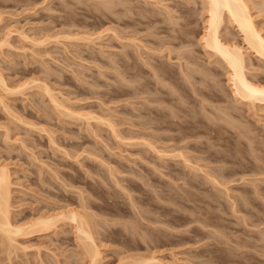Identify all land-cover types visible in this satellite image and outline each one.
Wrapping results in <instances>:
<instances>
[{
	"label": "rangeland",
	"instance_id": "rangeland-1",
	"mask_svg": "<svg viewBox=\"0 0 264 264\" xmlns=\"http://www.w3.org/2000/svg\"><path fill=\"white\" fill-rule=\"evenodd\" d=\"M245 1L264 37V0ZM207 10L0 0V168L14 224L77 211L99 264H264V100L236 93L205 46ZM223 18L220 37L264 86V57ZM55 225L0 238V264H90L75 223Z\"/></svg>",
	"mask_w": 264,
	"mask_h": 264
},
{
	"label": "bare ground",
	"instance_id": "bare-ground-1",
	"mask_svg": "<svg viewBox=\"0 0 264 264\" xmlns=\"http://www.w3.org/2000/svg\"><path fill=\"white\" fill-rule=\"evenodd\" d=\"M209 18L206 32L203 36L205 46L212 48L220 55L231 70L236 93L243 99L264 100V86L251 81L245 71V59L241 49L235 44L227 43L220 37V26L224 21V13L233 20L245 34L248 44L264 57V37L257 29L249 5L245 0H206ZM112 171V170H111ZM8 173L0 168V238H5L9 245L18 236H28L32 233L46 232L53 228L60 218L68 217L75 223L77 238L87 250L90 264H99L100 252L95 238V232L90 223L84 220L77 211L70 210L54 216H41L23 225H16L10 214V187ZM1 244H3L1 242ZM6 246L5 244H3ZM7 248V247H6ZM141 264V263H140Z\"/></svg>",
	"mask_w": 264,
	"mask_h": 264
}]
</instances>
